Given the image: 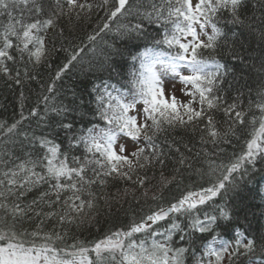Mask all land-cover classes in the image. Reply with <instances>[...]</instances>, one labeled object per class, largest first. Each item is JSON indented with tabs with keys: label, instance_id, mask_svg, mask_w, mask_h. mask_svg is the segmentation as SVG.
I'll return each mask as SVG.
<instances>
[{
	"label": "snow or ice",
	"instance_id": "6c2138e0",
	"mask_svg": "<svg viewBox=\"0 0 264 264\" xmlns=\"http://www.w3.org/2000/svg\"><path fill=\"white\" fill-rule=\"evenodd\" d=\"M93 15L65 47L61 21ZM4 17L0 76L41 90L27 115L22 103L0 120V264H264V228L246 235L257 198L264 217V84L245 109L239 83L264 76V0H0ZM73 68L84 87L57 92ZM111 181L146 210L100 239L71 237L113 199L94 191Z\"/></svg>",
	"mask_w": 264,
	"mask_h": 264
},
{
	"label": "trees",
	"instance_id": "16d2710c",
	"mask_svg": "<svg viewBox=\"0 0 264 264\" xmlns=\"http://www.w3.org/2000/svg\"><path fill=\"white\" fill-rule=\"evenodd\" d=\"M102 15V13H101ZM98 17L93 15V19L90 22H73V25H69L67 20L61 21L62 26L64 27V44L65 47L68 46V42L71 41L72 43L79 44L82 40L86 38L87 33L91 32L93 30V26L96 24ZM0 20H3L6 22V17L0 18ZM71 29V30H70ZM48 45L51 48L52 47V39L55 37L57 43L56 47L59 48L60 46V37L56 35L55 31H50L48 34ZM107 38V37H106ZM256 47L255 41H253V48ZM259 53L257 52V55ZM65 60V53L63 52H57L52 55L51 60L49 63L51 64V72L47 69V67H41L39 69L41 75H42V82H48L50 75L55 74V70L58 66L62 65V63ZM239 74V73H238ZM82 77L80 76V73L77 68H73L72 71L68 72L66 75H64L63 79L61 81L57 82L56 90L57 92H62L64 89L68 88L69 86L76 87L78 90L83 88L84 85L81 83ZM231 79V78H230ZM240 84H245L246 87L243 89L244 96V107L245 109L248 107L249 102V95H248V89H252V97L251 99L253 101L256 100V92L259 89L261 84H264V76L258 75V73L252 69H248L243 73V78L239 81ZM9 84L12 86L9 87ZM237 87L239 85H236ZM40 86L39 84L33 82L31 84H25L23 88L20 86L15 85L11 81H7L6 78L0 76V120H7L8 122H11L12 119L18 118V113L21 110V104L23 103L25 114L27 115L28 110H30L32 107L36 105L37 101V94L40 92ZM23 91L24 93V99L21 101L20 93ZM235 94L234 91L229 92V102H231V97ZM41 110H43V105H40ZM256 115H259L258 112L255 113ZM251 117L249 116V119ZM217 120H222L223 117L221 114L216 115ZM35 120L26 121L25 123L35 125ZM177 135H182V133H177ZM235 144V151L239 152L241 150L242 145L239 143ZM232 146H227V154L225 156L220 157L217 162L219 163L220 160H227L229 158V155L233 152ZM74 155H80V152L73 153ZM173 167L171 163H168L167 168L165 169V174H169V170ZM151 171L149 172V175H151ZM159 178V171H157V179ZM193 180L195 181L196 178L193 177ZM155 183V181H153ZM185 185L189 184V180L185 179ZM200 185L199 183H196L194 185L193 190L198 188ZM125 187H131L130 184L126 185L123 182L120 181H111L109 183V186L104 189L103 193H101V190L97 186L94 191L97 193H100L101 195L106 194L107 196L113 198L110 199L109 203H105L103 199L98 200V209L97 212L92 213L95 215V222L89 224L87 220H85V223L77 228L76 226H72L70 229V235L73 238H78L80 240H86V241H94L96 239H100L106 232L109 230H115V228L126 226L132 219L133 215L137 216V218L140 215V209L141 207L146 206L143 205V202L137 203L131 195L124 196V189ZM180 193L176 189L175 185H172L169 189H167L164 193L166 200H170L173 195L178 196ZM139 195V193H137ZM243 195V194H242ZM247 197H245L246 199ZM217 202H219V198H217ZM252 203L257 205L253 211L256 212L255 216L249 215L248 219L251 221V227L249 231L246 233L249 237H258L261 228H264V217H261L259 215V205L260 200L257 198ZM86 213L89 211L88 209H85ZM241 224L243 227H248L247 222H245L243 219L241 220ZM48 227H51L49 224ZM226 238H231L232 233H225ZM137 239L142 238L139 234L136 237ZM210 239V237H208ZM178 240V237L176 238ZM68 243H72V239L68 240ZM188 264H191V258L189 256Z\"/></svg>",
	"mask_w": 264,
	"mask_h": 264
}]
</instances>
